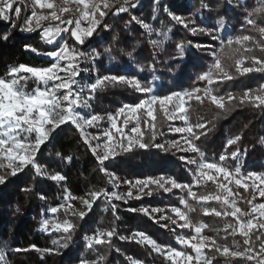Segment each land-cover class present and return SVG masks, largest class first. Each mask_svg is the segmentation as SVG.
Masks as SVG:
<instances>
[{"label": "trees", "instance_id": "trees-1", "mask_svg": "<svg viewBox=\"0 0 264 264\" xmlns=\"http://www.w3.org/2000/svg\"><path fill=\"white\" fill-rule=\"evenodd\" d=\"M135 4V8L124 5L128 8L125 13L119 12L120 6L105 10L106 15L93 36L87 39L83 46H78L99 57L96 59L99 78L122 76L138 79L142 76L148 80L158 77L159 96L192 88L204 89L208 85L201 82L199 77L209 71L216 57L221 56V49H224L226 54L222 57L224 65H234L233 60L227 59V55H231L226 48L229 39L250 35L264 47V40L246 23L248 19H253L258 26L264 27V19L258 16L249 17V13L260 6V0H244L243 3L241 0H162L158 4V15L154 13L155 0H141L139 4ZM168 9L175 17L193 16L197 22L212 30L214 36L190 35L185 39L179 31L178 23L167 14ZM141 23L150 25L153 29H161V34L166 36L162 49L153 46V39L141 27ZM20 28V18L10 16L9 20L0 21V77H5L9 69L20 65L46 68L52 64L51 60L26 51L31 48L40 53H48L54 49L53 46L42 44L41 32L26 33L21 32ZM4 36H7V40L3 39ZM71 43L74 41L71 40ZM181 45L182 57L179 51ZM193 45L210 47L197 48ZM249 46L253 47L254 51L246 54V57L264 61V52L255 45ZM235 47L237 46L233 45V48ZM210 49L216 51L215 58L211 57ZM128 55L130 60L126 58ZM235 59H240V56L237 55ZM148 62L152 63L151 70H138V67ZM244 66L252 65L249 62ZM229 70L234 72V67ZM262 84L264 72H256L211 87L216 95L227 97L229 93L240 96L245 91L259 89ZM30 87L33 88L34 85L31 84ZM142 98V94L124 85H108L95 94L92 103L95 113L106 118L115 115L124 105H137ZM233 103L235 107L226 113L216 109L207 99L203 104L196 101L192 103L189 116L202 123L211 122L208 129L203 130L207 131L208 135H202L201 139L196 141V146L206 159L216 162H219L221 155L239 151L244 155L242 162L245 169L253 173H264V143L261 142L264 140V108L242 106L236 101ZM156 114L157 139L152 141L149 138L151 133H145L144 142L149 145L148 149L134 148L132 152L117 156L105 166V169L117 176L124 191L129 189L128 182L160 176L174 178L181 184L193 183V176L184 163L182 154L168 145L169 140L173 139L168 132L170 122L164 121L159 112ZM141 129L143 130L142 123ZM238 135L241 137L239 142L225 152L227 142ZM159 144L165 147L161 149L154 146ZM37 161L49 176L59 174L64 179L55 182L39 178L29 167L15 177L8 175L6 182L0 185V250L5 254L4 264H82L85 261L90 264L101 258H104L103 264H131L132 261L138 264H171L146 244L129 241L132 233H144L158 245L192 254L191 249H180L176 244L181 231L171 223V220L175 219L169 211L172 208L187 214L193 224H204L206 230L202 234L205 237L217 239L221 244L233 243L231 237L226 242L218 238V229L226 221L203 216L202 206L195 200L187 201L195 209L189 213L181 204V191L177 190L165 194L152 188L151 196L146 195L139 200L130 199L127 203L115 200L113 205L101 197L91 210L85 209L82 201L87 199L91 202V193L111 191V188L108 177L101 172L96 158L72 125L62 126L50 142L42 146ZM227 162L235 165L234 161ZM193 191L198 195L214 193L215 187L208 183L203 187L193 188ZM234 191L240 193V199L243 201L251 199V190L246 193L242 188H234ZM65 192L69 193V197H75L71 199L72 214H68L69 221L75 226L74 230L68 234L40 232L41 212L59 205ZM186 199L187 196L184 200ZM238 206L244 211L248 210L246 203H239ZM203 207L220 210V206L215 202ZM142 208L161 209L170 219H149L142 214ZM81 211L88 213L82 220L73 215ZM227 222L234 223L231 217ZM113 228L116 229V234L112 237L110 245L95 246L94 249L87 247L86 238L98 231H110ZM56 241L67 246L58 247ZM235 241L242 243L240 237H236ZM33 248L38 251L29 250ZM14 249L22 251H13ZM207 254L208 257H215L213 264H246L243 260L226 261L215 252L207 251Z\"/></svg>", "mask_w": 264, "mask_h": 264}, {"label": "snow or ice", "instance_id": "snow-or-ice-1", "mask_svg": "<svg viewBox=\"0 0 264 264\" xmlns=\"http://www.w3.org/2000/svg\"><path fill=\"white\" fill-rule=\"evenodd\" d=\"M155 2L158 4L160 0H155ZM22 3L23 0H0V21L9 20L10 14L12 18L19 19L21 7L16 5ZM117 4L120 5V13L128 11L124 5H130L133 8L137 6L134 0H115V3H110V0H59V3H55L53 0H29V5L25 6L30 8L31 15L25 19V24L20 28V31L28 33L40 31L45 44H55L58 47L48 53H40L31 48L26 49V51L44 55L50 59L52 64L49 67L35 68L20 65L9 69L5 77H0V185L6 182V176L15 177L28 167L35 169L37 176L42 175L44 170L37 167L35 163L36 154L58 129L64 125H72L81 134L83 143L89 146L98 165L102 166L101 172L110 177L109 183H115L116 187H119L116 177L106 172L103 166L107 161L115 159L125 152H132L134 148L147 150L149 145L144 142L145 133H151L149 138L152 141L157 139L156 122L158 116L156 113L159 112L164 121H182L185 125V127L176 128L173 131L175 134L185 137L184 145L186 147L181 145L179 140L172 142L170 147L199 155V162L197 160L184 161L185 164L196 166L197 171L193 176V183L191 185L181 184L174 178L164 176L136 180L130 186H135L139 194L133 196L132 192H128L125 195L112 194L109 197L107 192H93L91 193V202L87 199L82 201L84 208L91 210L101 197L110 199V201L123 200L125 203H127L125 196L128 199L139 200L144 195L145 190H148L147 195L153 194L150 186H154L156 190L163 191L165 194H169L173 190L185 191L187 192V199L181 200L182 206L189 213L193 212L195 209L187 201L195 200L197 204L202 206L201 214L203 216H212L226 221L218 229V238L226 242L231 237L233 239L231 245L221 244L218 243L217 239H209L203 236L202 233L206 230V226L193 224L189 216L177 208L169 209L172 215L177 218L171 220V223L177 227L189 229L192 235L188 237L179 236L176 244L180 249H191L194 255L184 250H175L158 245L144 233H132L129 242L146 244L153 252L163 255L171 264H213L215 257L206 256L205 248L208 252L218 253L226 261L243 260L247 264H264V203L258 205L253 203L257 199L264 198V173H243L239 165L233 169L225 167V161L239 159V151L232 152L230 155H221L219 162H207L204 154L199 151L193 141L200 140L202 135H208V132L203 130L208 129L211 122L200 123L194 130L193 126L189 124L187 116L190 103L193 100L203 104L207 99L211 105L224 113L235 107L234 101L242 106L250 105L255 109L264 108V84L259 89L245 91L240 96L229 93L227 97L216 95L215 90L211 87L251 73L264 72V61L254 57H246V54L254 51L253 47L249 46L250 44L255 45L261 52H264V47L250 35H242L234 40L229 39L226 48L229 49L231 55H227V59L233 60L234 65H224L222 57L226 54L224 49H221V56L216 57L209 71L199 77L201 82H206L208 85L204 89L195 88L159 96L152 86H145L137 79L122 76H105L85 88L78 78L84 71L81 64L87 62L88 57L79 52L75 46H83L85 41L91 38L100 26L106 15L105 10L115 7ZM37 10L40 12L38 13ZM44 10H48L50 14H44ZM252 16L264 19V0H260V6L249 13V17ZM171 19L189 29L191 35L199 33L211 35L204 28H190V24L180 17L173 16ZM133 20L135 21V18ZM44 22H55V26L45 27ZM136 22L140 23L139 21ZM191 23L194 24V21ZM246 23L255 29L261 40H264V27L258 26L253 19H248ZM141 27L149 34L153 31L147 24L141 23ZM63 34H69L75 46L61 42ZM156 35H160V33H156ZM3 39L7 40V36H4ZM151 43L153 46L159 47L156 41ZM233 45L237 47L233 48ZM193 47L208 48L210 45H193ZM179 51L182 57V45L179 46ZM237 55L240 56V59H235ZM91 59L96 60L99 57L93 54ZM249 62L252 66L245 67L244 65ZM231 67H234V72L229 70ZM29 82L35 85L31 90L28 89ZM108 85H124L128 89L142 95H148L150 98L142 100L137 105L122 106L115 115L106 117L110 127L104 131L103 136H91L85 130L96 128L103 122V118L98 115L83 117L79 114V110L89 109L95 94ZM84 92L89 94L82 95L81 93ZM200 93L202 95H198ZM130 123L134 127L129 129ZM189 137L191 138L189 139ZM240 139L241 137L238 135L229 140L225 145V152L236 145ZM96 141H103V143H96L93 146V142ZM261 142L264 143V140ZM154 146L161 149L165 147L163 144ZM47 178L55 182H61L64 179L59 174H52ZM208 183L214 185V193H200L198 195L197 192L193 191V188L203 187ZM234 188H242L246 193L251 190V199L241 200L240 193L234 191ZM25 191H30V189H25ZM65 199H75V197H65ZM213 202L220 206V210L203 207ZM239 203H246L248 210H242L238 206ZM69 208L71 205L65 206V212ZM60 211V208H53L52 215L56 216ZM129 211L135 210L129 209ZM162 212L161 209L153 210L155 214ZM87 214V211L73 213L81 220ZM142 214L148 216L149 219L153 218L148 210H143ZM113 215L115 216V208H113ZM229 217L234 223L227 222ZM115 218L119 219V217ZM161 219L169 220L170 218L161 216ZM49 228L54 233L68 234L74 230L75 226L65 216L63 221L46 220L42 230L47 231ZM219 233L225 235L220 236ZM115 234L116 229L114 228L110 231H98L92 237L87 238V247L94 249L95 246L110 245ZM236 237H240L242 243L235 241ZM253 237L255 238L253 239ZM55 243L58 247L67 246L59 241ZM29 250L38 251L34 248ZM13 251L22 250L14 249ZM103 259L97 260L95 264H103ZM4 261L5 254L0 251V264H4ZM82 264H87V262H82ZM131 264H136V262L132 261Z\"/></svg>", "mask_w": 264, "mask_h": 264}, {"label": "rangeland", "instance_id": "rangeland-1", "mask_svg": "<svg viewBox=\"0 0 264 264\" xmlns=\"http://www.w3.org/2000/svg\"><path fill=\"white\" fill-rule=\"evenodd\" d=\"M162 0H160V2H161ZM53 2H55V3H59V0H53ZM134 2H137V4H139L140 2H141V0H134ZM241 2L243 3L244 2V0H241ZM110 3H115V0H110ZM159 4V3H158ZM158 4L155 2V7H154V13L156 14V15H158V13H159V8H158ZM26 5H29V0H23V3L22 4H20V5H16V6H20L21 7V15H20V25H21V27H23L24 26V24H25V19L28 17V16H30L31 15V11H30V8H26L25 6ZM116 6H120L119 4H117ZM115 6V7H116ZM72 7H75L74 5H72ZM107 10V9H106ZM37 12L39 13L40 12V10H37ZM44 14H50L49 13V11L48 10H44ZM167 14L170 16V18L171 17H173V15H171V13H170V10L168 9L167 10ZM10 16H11V14H10ZM66 18H67V14H66ZM156 18L157 17H155L154 18V20H156ZM182 19H184L185 20V22H187V23H189L190 24V28L191 27H196V28H204V29H206L209 33H211V35H205V34H203V33H199V34H197V35H194V36H209V37H213L214 36V32L212 31V30H210L209 28H207L206 27V25L205 24H203V23H200V22H197L196 21V19L193 17V16H191V17H187V18H182ZM192 21H194V24H192L191 22ZM44 26L45 27H54L55 26V22H44ZM150 26V25H149ZM178 26H179V31L182 33V35L185 37V39H187L188 38V36H190L191 34H190V31H189V29H186V28H184L182 25H180V24H178ZM151 27V26H150ZM144 29V28H143ZM151 29L153 30L152 31V33L151 34H149V33H147L152 39H153V41H156L158 44H159V47L158 48H160V49H162L163 47H164V45H165V42H166V36H163L162 34H161V29L160 28H158V29H153L152 27H151ZM145 30V29H144ZM26 33H28V32H26ZM156 33H160V35H156ZM94 34V33H93ZM93 36V35H92ZM91 36V37H92ZM41 40H42V37H41ZM61 40H65L70 46H75L74 45V43H71V40H72V38L70 37V35L69 34H63V36L61 37ZM42 44L45 46V44L42 42ZM51 46H53L54 47V49L52 50V51H54L55 50V48L57 47V45H51ZM75 47H77V49H78V51L79 52H81V53H83V55H86V57H88V60H87V62H83L82 63V65H81V67L82 66H85V67H87V68H93L94 66H96V71H97V61L96 60H92L91 59V57H92V55L93 54H91L90 53V51H86V50H82V49H80L78 46H75ZM52 51H50V52H52ZM216 51H214V49H210V54H211V57L212 58H215V53ZM42 57H44V58H47L46 56H44V55H41ZM126 58L128 59V60H130L131 58H130V55H128V56H126ZM48 59V58H47ZM50 60V59H49ZM38 68H41V67H38ZM153 68V66H152V63L151 62H148V63H146L144 66H142V67H138V70H140L141 71V69H143V71H141V72H146V71H148V70H151ZM91 70V69H90ZM98 73V72H97ZM206 74V73H205ZM99 77V76H98ZM141 84H143V85H145V86H152L153 88H154V90H155V93L157 94V86H158V83H159V78L157 77V78H155V79H145L144 77H140V78H138L137 79ZM31 84H33V83H31V82H29V84H28V89L29 90H31ZM34 85V84H33ZM35 86V85H34ZM192 89H195V88H192ZM192 89H186V90H192ZM185 91V90H184ZM180 92H183V91H180ZM86 95H88L89 93H85ZM199 95V94H198ZM142 100H144V99H148V98H150L148 95H142ZM141 100V101H142ZM193 102H195V100H193V101H191V103H190V106L192 105V103ZM92 105H93V103H92V101L90 102ZM94 108V107H93ZM92 115H97L96 113H95V110L93 109V114ZM99 116V115H98ZM187 116H188V120H189V124L191 125V126H193V128H194V130L197 128V126L200 124V123H202V122H200V121H198V119H192L190 116H189V113H187ZM100 117H102L103 118V122L100 124V125H98L96 128H92L91 129V132L95 135V136H97V135H100V136H103V133H104V131L106 130V129H108L109 127H110V124L107 122V120H106V118H104L103 116H100ZM74 127V126H73ZM132 127H134V125H132L131 123L129 124V129L130 128H132ZM181 127H185V125H184V123L182 122V121H175V122H170V126H169V128H168V132L173 136V139H171V140H169V147L171 146V144H172V142H174V141H177V140H179L180 142H181V145H184V139H185V137L184 136H181V135H179V134H175L174 133V129H176V128H181ZM75 128V127H74ZM76 129V128H75ZM59 130V129H58ZM57 130V131H58ZM57 131L54 133V134H52V136L49 138V140H48V142H50V140L52 139V137L57 133ZM79 133V132H78ZM197 134H198V132H197ZM79 135H80V137H81V134L79 133ZM191 137H189V139H190ZM82 139V138H81ZM83 141V140H82ZM47 142V143H48ZM194 142V144L196 145V141H193ZM46 143V144H47ZM96 143H103V141H96V142H93V146H95V144ZM126 143V142H125ZM45 145V144H44ZM43 146V145H42ZM87 147H88V149L90 150V148H89V146L88 145H86ZM185 147H186V145H184ZM42 148V147H41ZM41 150V149H40ZM176 150V149H175ZM177 152H179L180 154H182V159H183V161H185V160H197V162H199V159H200V157H199V155L198 154H196V153H192V152H190V151H188V152H185V151H182V150H176ZM40 152V151H39ZM39 152L36 154V160H35V163H36V165H37V167H39L40 169H43L44 170V173L42 174V175H40V176H38L39 178H42V179H48L47 177L49 176V174H48V172L45 170V168L43 167V166H41L39 163H38V161H37V156H38V154H39ZM90 152H91V150H90ZM202 153V152H201ZM205 156V155H204ZM96 158V157H95ZM206 158V157H205ZM243 158H244V155L242 154V153H240V157H239V159L238 160H236V161H234V163H235V165L234 164H231V163H229V162H227V161H225L224 162V166L225 167H227V168H229V169H233V168H235L237 165H239L240 167H241V171L243 172V173H247V172H251V171H249V170H247V169H245L244 167H243ZM112 160H114V159H112ZM112 160H109V161H112ZM109 161H107V162H109ZM206 161L207 162H212V161H210V160H208V159H206ZM232 161V160H231ZM107 162H106V164H107ZM106 164H105V166H106ZM187 165V168L190 170V173L192 174V176H194V174H195V172L197 171V169H196V166L195 165H192V164H186ZM105 166H103L104 168H105ZM100 167H102V166H100ZM29 168V167H28ZM31 168V167H30ZM27 168H25L24 170H26ZM33 169V168H32ZM34 170V172H35V169H33ZM105 171L106 172H108V173H111L112 175H114L115 177H116V182L119 184V187H116V185H115V183H110V188H111V191H104V192H107V193H109V197L112 195V194H118V195H125L126 193H128V192H132V194H133V196H135V195H137V194H139L138 192H137V188L135 187V186H130V184H134V182L136 181H133V182H128L127 183V185L129 186V189L127 190V191H124V190H122V187H121V184H120V182L118 181V178H117V176L113 173V172H110V171H108L107 169H105ZM23 172V171H22ZM21 173V172H20ZM20 173H18V174H20ZM104 173V172H103ZM105 174V173H104ZM35 175H36V173H35ZM106 175V174H105ZM37 176V175H36ZM107 177H108V181H109V179H110V177L108 176V175H106ZM7 177V176H6ZM63 181V180H62ZM231 187V186H230ZM150 188H151V190H152V192H153V189L152 188H155L154 186H150ZM147 191L148 190H145V193H144V195L142 196V197H144V196H146L147 195ZM181 196H180V198L182 199V200H184V198H185V196H187V192H185V191H181ZM65 197H69V193L68 192H65V194H64V198H63V200H62V202L59 204V205H57V206H55V207H50L49 209H47V210H43L42 212H41V216H40V221H39V231L40 232H42V233H45V234H57V233H61V232H52L51 231V229L49 228V230H47V231H44V230H42L43 229V223L46 221V220H54V219H57V220H60V221H63V219L65 218V216H67V218H68V214L70 213V214H72V211L70 210V208L67 210V212H65V210H64V208H65V206H67V205H71V199H68V200H66L65 199ZM104 199H106L107 201H108V204H111V205H113L114 204V201L115 200H112V201H110V199H107V198H105V197H103ZM125 199H127V201L128 200H130V199H128L126 196H125ZM119 201H122V202H124L123 200H119ZM253 203H255V204H259V203H264V198H260V199H257V200H255V201H253ZM53 208H60L61 209V211L60 212H58L57 213V215L56 216H53L52 215V209ZM143 210H148V212L150 213V215H152V217L153 218H158V220H161V221H163V219H161V216H167L166 215V213H164V212H162V213H160V214H155V213H153V210H156V209H149V208H142V212H143ZM181 211V210H180ZM175 219H177L176 217H175ZM69 220V219H68ZM180 223H183V222H180ZM175 225V224H174ZM176 227H177V225H176ZM180 231H181V233H180V235H178L177 236V238L179 237V236H184V237H188L190 234L192 235V232L189 230V229H187V228H181V227H177ZM203 235V234H202ZM204 236V235H203ZM92 237V236H91ZM85 242H86V245H87V243H88V240H87V238L85 239ZM1 251V250H0ZM192 255H194V253H192ZM205 255L206 256H208V254H207V248H205ZM96 262V261H95ZM95 262H93V263H90V264H95ZM136 264H138V263H136ZM246 264H247V262H246Z\"/></svg>", "mask_w": 264, "mask_h": 264}, {"label": "built area", "instance_id": "built-area-1", "mask_svg": "<svg viewBox=\"0 0 264 264\" xmlns=\"http://www.w3.org/2000/svg\"><path fill=\"white\" fill-rule=\"evenodd\" d=\"M41 42H43V39L41 40ZM61 42H66L65 40H61ZM44 43V42H43ZM45 44V43H44ZM45 46H51V45H47L45 44ZM58 47V46H57ZM57 47L55 48V50L57 49ZM86 56V55H84ZM82 65V64H81ZM83 74L78 78L79 82L82 84V86H84L85 88H87L88 86H90L93 82H95L97 79H99L98 77V73L96 71V66H94L93 68H87L85 66H82ZM84 93H81L82 95H86ZM93 105L91 104V107L89 109H81L79 110V114L83 117H90L93 114ZM88 134H90L91 136H95L92 132L91 129H86L85 130Z\"/></svg>", "mask_w": 264, "mask_h": 264}]
</instances>
